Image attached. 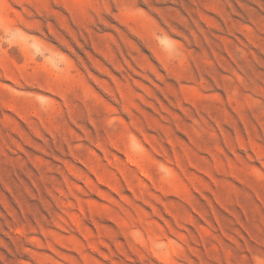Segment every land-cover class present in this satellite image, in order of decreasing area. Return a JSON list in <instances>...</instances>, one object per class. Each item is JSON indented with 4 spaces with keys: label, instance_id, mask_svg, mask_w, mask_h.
I'll return each mask as SVG.
<instances>
[{
    "label": "rangeland",
    "instance_id": "rangeland-1",
    "mask_svg": "<svg viewBox=\"0 0 264 264\" xmlns=\"http://www.w3.org/2000/svg\"><path fill=\"white\" fill-rule=\"evenodd\" d=\"M0 264H264V0H0Z\"/></svg>",
    "mask_w": 264,
    "mask_h": 264
}]
</instances>
